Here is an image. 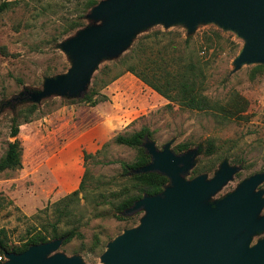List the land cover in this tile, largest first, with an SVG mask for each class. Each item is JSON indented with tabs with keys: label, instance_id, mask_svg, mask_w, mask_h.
Instances as JSON below:
<instances>
[{
	"label": "rangeland",
	"instance_id": "374dc122",
	"mask_svg": "<svg viewBox=\"0 0 264 264\" xmlns=\"http://www.w3.org/2000/svg\"><path fill=\"white\" fill-rule=\"evenodd\" d=\"M9 1L15 4L0 15V158L16 139L11 136L15 117L23 147V166L0 171V229L7 231L10 247L55 226L59 234L75 229L79 234L57 252L79 255L86 264H104L108 243L138 226L145 214L124 215L117 209L140 193L129 167L141 153L117 143L120 134L146 128L159 149L167 143L178 154L199 149L189 179L213 177L224 160L241 167L212 200L264 171V64H245L233 72L244 43L234 31L214 23L200 24L192 33L182 24H154L137 33L121 55L103 59L82 96L53 94L30 112L33 102L22 100V93L41 90L46 78L66 73L72 60L60 44L94 21L86 17L87 0ZM79 21L85 25L75 28ZM156 32L164 34L156 37ZM161 56L202 73L203 93L215 108L170 106L127 71L139 58L155 67ZM102 94L109 99L95 103ZM209 140L213 152L207 150ZM86 152L92 154L87 160ZM83 180L79 195L62 201ZM262 237L264 232L253 243Z\"/></svg>",
	"mask_w": 264,
	"mask_h": 264
},
{
	"label": "water",
	"instance_id": "95a60500",
	"mask_svg": "<svg viewBox=\"0 0 264 264\" xmlns=\"http://www.w3.org/2000/svg\"><path fill=\"white\" fill-rule=\"evenodd\" d=\"M86 17L94 23L60 44L72 66L45 79L22 100L40 103L53 94L82 96L93 72L106 58L121 55L142 30L154 24H217L234 31L244 43L233 72L245 64H264V0H99ZM151 161L136 173L158 172L169 178L163 191L145 194L124 215L145 211L136 227L108 243L104 264H264V171L245 178L235 190L212 200L241 169L224 160L215 175L187 178L199 149L176 153L167 143L159 149L149 137L143 143ZM64 238L31 245L21 253L6 252L1 264H86L79 255L57 252Z\"/></svg>",
	"mask_w": 264,
	"mask_h": 264
},
{
	"label": "trees",
	"instance_id": "16d2710c",
	"mask_svg": "<svg viewBox=\"0 0 264 264\" xmlns=\"http://www.w3.org/2000/svg\"><path fill=\"white\" fill-rule=\"evenodd\" d=\"M98 2L99 0H87L85 8L88 11ZM13 4H15V2L9 0L0 2V15L9 10ZM84 25L85 23L79 21L75 28H80ZM160 34L164 33L156 32L154 33V36L157 37ZM138 44L139 41L131 47L130 53L136 50ZM176 62L175 58L161 56V59L157 60V65L155 67H151L144 58H139L137 63H129L127 65V71L136 75L146 85L150 86L152 89L169 100L170 106L178 104L182 108L200 111L215 108L212 101L203 93V74H196L193 66L184 68L181 64L178 65ZM107 99H109L108 95L102 94L101 98L96 99L95 103L105 101ZM30 108V112L35 111L37 103H32ZM19 133L20 123L18 122L17 117H15L11 127V136L16 137V139L8 142L7 149L0 158V171L8 169L16 170L23 166V147L21 140L18 138ZM147 134H149L148 129L143 128L141 131L132 135L120 134L115 138L117 143L136 147L141 153L140 160L129 167L131 176L135 180L136 188L140 193L138 195L128 197L117 206V209L121 214H124L123 212L131 207L136 200L142 198L143 195H154L160 193L169 183V178L158 172H135L136 169L148 164L151 161V156L147 153L143 146L145 138L148 137ZM207 147L209 152H213L214 143L212 140L208 141ZM182 149H186V146H182ZM84 156L87 160L92 156V154L86 152ZM84 182V180L81 182L79 189L63 197L62 201H69L76 198L79 195ZM78 234V231L75 229H70L64 234H59L58 228L55 226L53 230L48 233L38 231L20 246L10 247L6 239L7 231L5 229H0V248H2L5 253H21L27 250L31 245L48 242L56 238H64L63 244H65Z\"/></svg>",
	"mask_w": 264,
	"mask_h": 264
},
{
	"label": "built area",
	"instance_id": "2783aa9c",
	"mask_svg": "<svg viewBox=\"0 0 264 264\" xmlns=\"http://www.w3.org/2000/svg\"><path fill=\"white\" fill-rule=\"evenodd\" d=\"M7 260L5 251L0 248V264L5 262Z\"/></svg>",
	"mask_w": 264,
	"mask_h": 264
}]
</instances>
